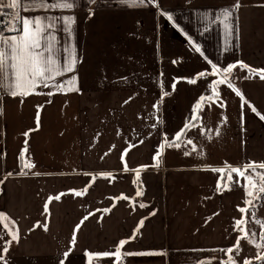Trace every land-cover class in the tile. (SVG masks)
Masks as SVG:
<instances>
[{"label": "crops", "instance_id": "0c3cea01", "mask_svg": "<svg viewBox=\"0 0 264 264\" xmlns=\"http://www.w3.org/2000/svg\"><path fill=\"white\" fill-rule=\"evenodd\" d=\"M239 3L231 35L215 16L235 0L17 9L21 17L74 15L71 35L62 25L56 35L59 55L77 63L23 97L0 87V264H227L232 252L221 250H236L238 237L241 248L236 221L248 197L243 178L232 173L240 184L228 182L226 165L264 163V80L239 63L264 70V0ZM230 63L243 107L227 80L218 83L226 74H213L212 64ZM73 75L76 90L51 86ZM189 122L196 127L169 147L165 139ZM13 234L18 242L4 253Z\"/></svg>", "mask_w": 264, "mask_h": 264}, {"label": "snow or ice", "instance_id": "6c2138e0", "mask_svg": "<svg viewBox=\"0 0 264 264\" xmlns=\"http://www.w3.org/2000/svg\"><path fill=\"white\" fill-rule=\"evenodd\" d=\"M90 3H94L95 0H89ZM120 3L129 6V7H144L148 6L152 3V0H120ZM77 6V0H0V18L11 15V20L0 19V87H3L4 91L7 94L12 96H26L31 93V91L36 88L38 85H43L44 87L50 86V81H54L58 76H66L68 73H74L75 66L77 60L75 59L74 54L72 56L64 55L61 57L59 55L57 45L60 44V41L56 35L58 28L57 25H62V30L71 35L73 32V25L75 24V16L74 15H57V16H34V17H21L19 15V8L22 11H44L47 13L48 11H68L71 12ZM240 7L239 0H235V4L232 8L221 9L215 16V19L219 21L223 28L225 29L226 35L232 34L233 25L229 22L230 17L233 14L234 10H238ZM8 9L10 12H5L4 10ZM163 14V13H162ZM167 19L171 21L173 19L171 14H165ZM197 52L200 51L198 46L195 47ZM63 52L67 53L68 49L64 48ZM241 65V69L247 68L250 75H255L258 71L264 72V70H255L251 69L249 66L244 65L242 62H239ZM237 65L235 63H230L226 67L222 69H218L216 64H212L213 74L217 71H222L225 73L224 79L219 80V84H225L227 80V87L232 89L236 96L241 97L242 107L244 103H248L244 100L242 93L233 88L231 80H229V76L232 75V70ZM203 77L205 74L201 72L199 74ZM247 78V77H245ZM260 78L264 80V75H261ZM190 83H196V80H190ZM216 81H213L212 85L209 87L212 88L213 93L219 97V93L216 92L214 85ZM76 77L75 75L69 77L68 79L63 80L59 84H52L51 86L56 87L57 89L68 87L69 90H76ZM175 87V84L172 85ZM52 93L50 92L49 95ZM165 95L168 93L165 92ZM209 101L213 99L212 96L207 97ZM205 97L201 96L199 101H204ZM197 102L193 107V116L190 118V121H194L197 119L195 113L198 109L201 108V103ZM221 106L223 104L221 103ZM251 110L256 112V108L251 106ZM260 118L264 120V115H261ZM191 127H196L195 124L189 122L186 123L184 129H181L180 132L176 133L175 139L171 142L165 139V143L168 144L169 147H179L180 145L176 143V141L180 140L181 136L185 134L186 129H190ZM203 131V129H201ZM217 134H219V129L216 130ZM209 139L211 137L209 136ZM187 144H193L191 139L187 140ZM161 148L164 145L160 146ZM193 150H195V145H193ZM188 152H185V155H188ZM159 153H157V156ZM154 166H159V161ZM23 167L31 168L33 165L25 164ZM228 168V182L240 184L239 179H233L232 173H236L239 178H243L246 183L242 184L241 187L244 188L246 196L252 197L253 192L249 190L248 185L251 184L253 188L256 187V184L253 182V176H257L260 178L261 182H264V172H259L257 169L264 170V163L257 164L256 162H248L241 167H232L226 165ZM243 169V170H242ZM248 170H251L250 173ZM213 171L224 172V168L213 169ZM11 175V173L9 174ZM139 175V174H137ZM220 183L217 184V190H220ZM258 193H264V184L257 189ZM76 196H80L81 193L77 191L75 193ZM142 195V192L137 190L136 196ZM60 197L57 196L56 199ZM244 203L246 205H252L251 200H245ZM140 207H144L143 204ZM48 205L45 204V211H47ZM241 213H247V208H239ZM5 214L0 213V217H3ZM84 219H87L85 217ZM245 223L244 219L237 220L236 225L239 226ZM142 224V221H141ZM243 230V229H241ZM254 234V233H253ZM135 235V234H134ZM248 235L245 232V237ZM242 237L237 238L236 251H239V240ZM0 239H2V235H0ZM19 237L16 234L11 236V240L7 241L4 245H2L3 252L7 253L8 247L12 241L18 242ZM75 235L72 237L73 244L75 243ZM126 243L125 240L119 241L120 245H124ZM116 253H120V248H116ZM221 251L231 253L233 251L232 248L222 249ZM68 252H65V257L68 255ZM150 255L154 253H125V255ZM104 257H108L110 255L109 252H104L102 254ZM4 257L0 255V261H2ZM231 259V257H230ZM63 264V262H61ZM244 264H249L247 260H245Z\"/></svg>", "mask_w": 264, "mask_h": 264}, {"label": "rangeland", "instance_id": "374dc122", "mask_svg": "<svg viewBox=\"0 0 264 264\" xmlns=\"http://www.w3.org/2000/svg\"><path fill=\"white\" fill-rule=\"evenodd\" d=\"M257 171L264 172L261 169H257ZM253 182L256 187L253 188L251 184L248 187L253 192V196H247L248 200L252 201V205H247L248 211L244 214L245 223L240 227L243 229L240 231L244 238L242 246L239 251H232L231 256L226 260L227 264H244L245 260L249 264H264V193L257 191L264 182H261L257 176H253ZM245 232L248 233L246 237Z\"/></svg>", "mask_w": 264, "mask_h": 264}, {"label": "built area", "instance_id": "2783aa9c", "mask_svg": "<svg viewBox=\"0 0 264 264\" xmlns=\"http://www.w3.org/2000/svg\"><path fill=\"white\" fill-rule=\"evenodd\" d=\"M4 11H5V12H10V10H8V9H5ZM0 19L11 20L12 17H11V15H8V16L2 17V18H0Z\"/></svg>", "mask_w": 264, "mask_h": 264}, {"label": "trees", "instance_id": "16d2710c", "mask_svg": "<svg viewBox=\"0 0 264 264\" xmlns=\"http://www.w3.org/2000/svg\"><path fill=\"white\" fill-rule=\"evenodd\" d=\"M261 75H264V72H257V73L255 74V76H258V77H260ZM248 187H249V185H248Z\"/></svg>", "mask_w": 264, "mask_h": 264}]
</instances>
